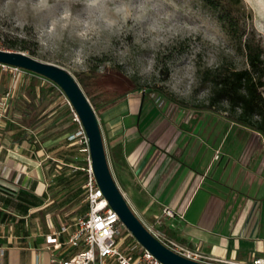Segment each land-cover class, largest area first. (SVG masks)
I'll return each instance as SVG.
<instances>
[{"label":"crops","instance_id":"0c3cea01","mask_svg":"<svg viewBox=\"0 0 264 264\" xmlns=\"http://www.w3.org/2000/svg\"><path fill=\"white\" fill-rule=\"evenodd\" d=\"M9 89L0 90V103ZM145 97L131 92L96 111L114 177L134 212L153 225L166 207L173 209L160 229L210 263L264 260L263 136L229 118L209 123L201 112L187 120L185 110L159 108ZM56 112L23 136L0 119V264H59L79 251L48 242L58 233L66 241L74 222L88 213L80 210L86 192L73 204L68 187L58 182L75 170H65L64 157L79 156V150L65 142L71 131H52L66 121ZM221 124L227 127L216 133ZM47 128L52 135L43 138ZM20 195L34 196L38 205L24 213Z\"/></svg>","mask_w":264,"mask_h":264},{"label":"rangeland","instance_id":"374dc122","mask_svg":"<svg viewBox=\"0 0 264 264\" xmlns=\"http://www.w3.org/2000/svg\"><path fill=\"white\" fill-rule=\"evenodd\" d=\"M242 6L249 26L262 40V45L264 47V0H242ZM66 7L71 8L74 20L83 19L87 16L88 9L83 0H52L51 8L45 10V12L41 13L39 16L33 17L32 24H19L13 26L8 23H0V45L7 40L15 42L16 44L18 43V45L12 49L13 51H21L37 60L59 65L68 70L77 80L79 79V73L89 72V70L93 68L99 74L94 81V93H96V91H104L110 96L124 94L134 86L132 82V80H134L141 88L148 91V96L144 98L145 102L151 100L154 103L150 95L155 93L164 99L166 102L165 106H175L178 113H180L182 109L185 110L186 113H188L187 120H189L190 117L195 118L196 114L201 112V114L207 117L209 123L214 118L223 119L224 122L228 121L227 115L223 110L208 111L198 108L200 105L207 102L209 92H204L199 98L193 97L191 99H184L172 92L167 86V79L170 75V64L176 65L186 63L195 47H203L202 38L200 36H182L177 34L173 38V42L169 45L158 50H152L137 45L135 43V35L131 32L121 33L119 36H110L107 32H103L99 38L92 35L90 39L82 40L75 37L74 28L76 25L73 24L65 28L59 47L54 45L49 46L42 39L44 35L43 31L37 30L36 32L33 28V24L47 25L54 17L59 16ZM202 9L206 14L217 18L216 15L206 8L204 2ZM68 15L69 13L65 11L64 16L67 17ZM62 23L65 22L53 21V26L56 27ZM188 23L191 24L192 22L188 21ZM90 27L95 26L91 25ZM175 34L174 31L173 35ZM21 40L24 42L20 43L19 41ZM125 44L133 47L138 58H151L154 56L155 70L150 78L144 79L135 75L129 78L126 75V66L119 64L116 56L118 51H123ZM237 51L241 53L242 59L237 60L236 63L226 60L224 64H228L233 68L244 69L247 67L245 55L238 48ZM197 63L203 65V52L197 54ZM129 75H132V73L130 72ZM31 78L32 75H25L20 81L15 82L10 73L1 70L0 90L3 91L11 87L12 90H16V92L19 93L21 84L30 81ZM201 88H203L202 85ZM199 90L200 89L197 91ZM47 102H49L50 105L45 112V116L57 110L55 114L59 113V115H56V118L58 119L61 115H64L66 121H63V123H68L66 125L62 123L58 128H53L52 131L60 133L70 131V127H72L73 124L68 120L69 118L71 119V117L67 108L66 96L63 92L59 88H56L49 96L46 103ZM62 117L63 116H61V119ZM170 118L172 119L174 116ZM46 119L48 118L45 117V120ZM217 122H213L211 129L217 125ZM188 123H190V121ZM225 127L227 126L221 124L215 132L221 133ZM230 132H232V135L237 133L232 130H230L229 133ZM77 147L79 148L78 145ZM79 156L82 160L87 159V154L85 152L80 151ZM118 240L127 244L134 240V237L124 226V228H121V235L118 236Z\"/></svg>","mask_w":264,"mask_h":264},{"label":"clouds","instance_id":"9594fccd","mask_svg":"<svg viewBox=\"0 0 264 264\" xmlns=\"http://www.w3.org/2000/svg\"><path fill=\"white\" fill-rule=\"evenodd\" d=\"M88 12L86 18L75 19L70 7L47 25L33 24L34 30H42V39L49 46L59 47L66 27L76 25L74 35L79 39L97 38L103 32L110 36L134 33L135 43L146 49L158 50L173 42V38L198 35L203 47L193 49L186 63L170 64L167 79L169 89L184 99L199 98L213 87L210 83L201 88V66L197 54L203 52V66L215 70L227 61L236 63L242 59L222 23L206 14L204 0H83ZM52 0H0V23L13 26L32 24V18L51 8ZM67 11L69 15L64 16ZM53 21H63L56 27ZM188 21L192 23L189 24ZM131 22V23H129ZM94 25L95 27H90ZM138 29V30H137ZM175 31V35L173 32ZM117 62L125 65L129 78L133 75L148 79L153 75L154 56L138 58L133 47L125 44L123 51L116 53ZM132 75H129V73ZM200 89L199 91H197Z\"/></svg>","mask_w":264,"mask_h":264},{"label":"trees","instance_id":"16d2710c","mask_svg":"<svg viewBox=\"0 0 264 264\" xmlns=\"http://www.w3.org/2000/svg\"><path fill=\"white\" fill-rule=\"evenodd\" d=\"M204 5L217 16L225 31L230 35L232 43L244 53L247 67L237 69L228 64H222L213 70L199 64L201 66V85L206 87L210 83L213 87L208 91L207 102L198 108L208 111L223 110L227 118L261 134L264 138V47L262 40L248 24L242 0H204ZM17 45L18 43L7 40L0 45V48L12 50ZM30 73L32 78L21 84L19 93L11 99L4 114L5 118L10 120L9 127L17 129L20 136L27 135L28 130H37L44 123L45 112L50 105L46 101L51 93L58 88L48 79ZM98 75V72L93 68L89 72L78 74L79 83L97 113L100 108L110 106L131 92L146 90L132 80L134 86L124 94L110 96L104 91L94 93V81ZM147 93L146 90L144 94L147 96ZM67 108L73 124L70 131L75 132L78 129V124L73 121V112L68 104ZM49 129L43 131L47 135H44L43 138L52 135ZM65 142L66 144L72 143L68 138ZM78 150L79 153L83 147L79 146ZM85 153L87 154V152ZM67 155L68 157H64L65 170L69 165H73L72 169L75 168V170H72L71 175L63 172L58 182L62 186L68 187V200L73 204H80L85 199L84 186L88 178V161L87 159L82 160L78 154L75 156L73 152ZM17 200L18 208L24 213L38 205L32 195H20ZM80 210L87 213L89 203L83 204Z\"/></svg>","mask_w":264,"mask_h":264},{"label":"built area","instance_id":"2783aa9c","mask_svg":"<svg viewBox=\"0 0 264 264\" xmlns=\"http://www.w3.org/2000/svg\"><path fill=\"white\" fill-rule=\"evenodd\" d=\"M1 70L10 73L15 82L20 81L25 75H32L27 70L2 63H0V71ZM145 92L146 90L141 91L143 94ZM150 96L159 108L165 106L166 102L160 95L152 93ZM13 97L14 91L12 88L4 94L0 103V118H3L4 112ZM66 100L73 112V121L78 124V129L70 133L68 139L83 147V150L87 152L88 178L85 184V192L89 203V211L86 216L80 217L74 222V229L66 241L62 242L59 240L58 236L61 235V233H58L57 236L48 238V242L53 243L55 249H62L63 247L79 249L70 259L64 260L59 264H163L135 239L127 244L118 240V236L121 235V228H124V225L119 215L108 204V201L97 183L92 168L86 132L67 97ZM216 158H218V155ZM163 213L164 216L157 217L153 225L141 221L158 240L171 250L187 258L210 263V260L213 259L201 254L196 249H191L179 244L171 239L166 232L160 229L163 217H174V211L169 207H166ZM226 263L242 264L232 261ZM248 264H264V260L253 258Z\"/></svg>","mask_w":264,"mask_h":264},{"label":"water","instance_id":"95a60500","mask_svg":"<svg viewBox=\"0 0 264 264\" xmlns=\"http://www.w3.org/2000/svg\"><path fill=\"white\" fill-rule=\"evenodd\" d=\"M0 63L40 75L54 83L70 101L86 132L92 168L108 204L122 224L146 250L163 264H213L187 258L164 245L134 212L114 177L97 113L79 81L65 68L21 52L0 48Z\"/></svg>","mask_w":264,"mask_h":264}]
</instances>
